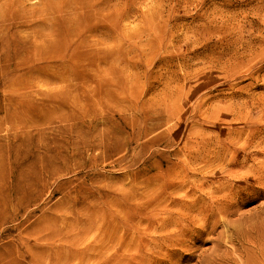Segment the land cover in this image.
<instances>
[{
  "label": "rangeland",
  "instance_id": "1",
  "mask_svg": "<svg viewBox=\"0 0 264 264\" xmlns=\"http://www.w3.org/2000/svg\"><path fill=\"white\" fill-rule=\"evenodd\" d=\"M0 68V264H264V0H0Z\"/></svg>",
  "mask_w": 264,
  "mask_h": 264
},
{
  "label": "bare ground",
  "instance_id": "2",
  "mask_svg": "<svg viewBox=\"0 0 264 264\" xmlns=\"http://www.w3.org/2000/svg\"><path fill=\"white\" fill-rule=\"evenodd\" d=\"M94 18V17H93ZM96 20V19H95ZM98 21V20H97ZM3 24V23H2ZM92 29V28H91ZM62 41V43L59 45V47L58 48H56L55 46L53 47V48H51V49H47V50H43V51H40L39 53H38V58H42V59H45V60H53V59H65L66 57H67V50H66V44H65V42H64V40L62 39L61 40ZM70 50V49H69ZM69 57H70V55H69ZM28 58H22V60L20 61V64L22 63V64H25V63H28L29 61L27 60ZM13 62V61H12ZM37 62V61H36ZM76 65V64H75ZM77 66V65H76ZM23 67H25V66H23ZM26 68V67H25ZM1 69V68H0ZM10 69H11V67H10ZM16 69H17V67H16ZM79 70V69H78ZM62 72H65V71H62ZM69 73V72H68ZM64 74V73H63ZM73 74V73H72ZM68 75V74H67ZM46 78V77H45ZM47 79V81L48 80H50V82H51V80L53 79H50V78H46ZM76 79H77V77H76ZM80 79V78H79ZM38 80V79H37ZM80 82V81H79ZM75 99V98H74ZM1 103H3V102H1ZM76 103V102H75ZM3 107V106H2ZM94 253V252H93Z\"/></svg>",
  "mask_w": 264,
  "mask_h": 264
}]
</instances>
